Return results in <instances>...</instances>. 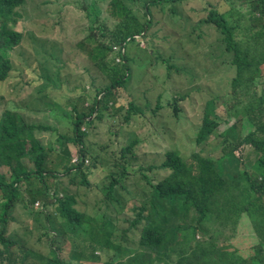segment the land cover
Wrapping results in <instances>:
<instances>
[{
  "label": "trees",
  "instance_id": "trees-1",
  "mask_svg": "<svg viewBox=\"0 0 264 264\" xmlns=\"http://www.w3.org/2000/svg\"><path fill=\"white\" fill-rule=\"evenodd\" d=\"M25 1L0 0V84L11 78L12 91L30 88L17 100L0 96V264H264V0H253L248 6L249 0H236L237 6L235 0L184 3L187 10H204V22L215 29L224 52L230 54L220 66L224 73L219 81L227 83L221 97L228 124L215 136L220 156L192 153L184 160L176 150L167 151L159 165L149 167L164 173L153 183L141 165H133L138 144L134 136L121 147V164L114 160L109 178L97 184L89 179L99 163L89 148L88 131L105 115L110 117L111 107L116 110L115 92L129 77L126 43L145 35L148 21L141 20L150 14L143 4L139 19L124 0H104L110 17L120 21L112 29L104 26L105 33L98 38L92 23H105L103 11L91 18L88 6L75 9L77 20L89 22L82 28L83 41L76 43L85 59L83 69L97 72L96 81L101 80L88 87L82 76L69 82L62 74L61 49L49 52L46 42L37 45L30 30H15ZM174 1L151 2L160 3L162 11ZM246 10L258 15L251 24L245 21ZM161 63L167 71L171 69L167 61ZM90 77L94 82V76ZM36 92L46 94L43 110L49 116L66 120L64 126L57 118L66 130L58 132L54 142L43 144L40 135L57 132V127L30 123L18 109ZM217 97L205 102L196 146L220 126L222 118L213 102ZM130 106L124 121L134 111V105ZM241 146L250 147L247 151L253 161L236 154ZM69 147L77 149L76 158L71 159ZM224 159L231 161L223 166ZM234 164L235 173L227 171ZM128 170L146 183L141 193L131 194L123 184ZM92 188L100 197L94 195L88 216L76 205L86 210L83 198ZM134 201L135 216L131 217L126 209ZM103 205L117 214L116 220L100 212ZM99 215L101 221L92 223ZM245 219L256 239L248 257L231 244ZM224 227L226 232L221 234ZM64 247L66 257H62Z\"/></svg>",
  "mask_w": 264,
  "mask_h": 264
},
{
  "label": "rangeland",
  "instance_id": "rangeland-1",
  "mask_svg": "<svg viewBox=\"0 0 264 264\" xmlns=\"http://www.w3.org/2000/svg\"><path fill=\"white\" fill-rule=\"evenodd\" d=\"M95 1L26 0L19 9V23L15 27L17 31L24 28L30 30L36 38L37 45L41 46L46 42V49L49 52L55 54L61 49L59 57L65 60L62 74L68 77L69 82L82 76L84 85L88 87L92 84L98 85L101 80L96 81L97 72L88 73L84 71L86 69H83L85 59L79 55L76 43L83 41L82 28L89 22L88 20H77L75 14L78 12L75 9L81 11L84 6H88V17L91 18L99 10L103 11L105 23L103 24L102 21L92 23V27L97 29L95 32L98 38L101 33H105L104 26L112 29L114 24L120 21V18L110 17L108 5L104 4L105 7L103 5L104 0H98L99 4L94 3ZM151 1L153 0H124L128 8L139 14V19L144 14V5L146 6L150 15L144 17L141 22L145 19L148 21V32L146 38L141 39L140 47L137 46L139 43L137 39L126 43L125 51L130 59L128 61L129 79L115 92L116 110L111 107L109 110L111 118L105 115L101 123L88 131L89 148L99 163L89 178L91 183H101L105 181V178H109L112 162L116 160L121 164L118 158L121 147L125 146L127 140L134 136L138 139V144L133 149L136 155V160L132 161L133 165H141L153 183L156 179H161L164 173L157 170L150 171L149 167L159 165L167 151L176 150L184 160L188 159L192 153H201L213 159H217L221 153L219 141L215 136L228 127V124L225 121L226 114L221 97L227 89V83L219 81L224 73L220 66L229 59L230 54L224 52V45L217 40L218 34L215 29L204 22L207 16L203 15L204 10L201 13L199 8L187 10V5L184 3L188 1L176 0L162 7L161 11L160 3L152 4ZM209 1L215 4L218 0ZM252 1L249 0L247 6ZM91 4L95 7L89 6ZM237 4L235 0L234 6ZM244 17L245 21L251 24L258 15L246 10ZM52 44L53 47H51ZM114 52L117 53V51ZM76 58L79 62H76ZM161 60L171 65L169 71ZM231 71L236 72L235 68H231ZM261 73L264 74L263 66ZM90 75L94 76V82L91 81ZM13 84L14 81L11 78L0 84V96L6 100H17L30 92L28 87H24L23 91H12ZM217 95L219 97L213 102L216 113L222 118L219 122L220 126L206 142L196 146L195 133L201 121L205 102ZM45 100L44 92H36L25 98L18 108L22 109L23 115L30 123L57 127V132L43 131L41 133L40 138L43 144L54 142L58 132L63 133L66 130L65 127L59 125L60 122L65 126V119L57 116L51 117L43 110ZM130 103L135 108L131 112L130 119L124 121L131 108ZM175 110H177L176 113ZM64 115L65 113L60 116ZM248 148L250 147L241 146L236 154L253 161L254 157L249 155ZM69 151L71 159L77 157L76 148L69 147ZM52 161L57 162L55 158ZM227 161L231 160L224 159L222 165L225 166ZM54 168L58 170L56 165ZM227 171L235 173L236 165L229 166ZM121 180L131 194L141 193L146 184L139 174L132 170H128L127 176ZM67 192L68 190L61 193ZM95 194L100 197V194L92 188L83 198L87 203L86 210L77 205L76 209L85 211L90 216V212L93 211ZM135 203L136 201L127 204L128 216H135L132 210ZM111 211L107 210L104 205L100 209L101 213L116 220L117 214ZM99 220L101 221V215L96 216L92 223L98 224ZM245 221L249 226L244 222L240 223L231 244L242 256L248 257L253 253L256 239L252 234L249 221L247 219ZM114 224L117 225L115 222ZM57 226H59L58 223ZM10 228H16V225L10 224ZM225 232L226 227L221 230V234ZM134 240H137V236ZM65 250L67 247H64L62 257H66Z\"/></svg>",
  "mask_w": 264,
  "mask_h": 264
},
{
  "label": "clouds",
  "instance_id": "clouds-1",
  "mask_svg": "<svg viewBox=\"0 0 264 264\" xmlns=\"http://www.w3.org/2000/svg\"><path fill=\"white\" fill-rule=\"evenodd\" d=\"M147 30V31H146ZM145 31H146V33H145V35L144 36H146V34H147V32H148V28L146 27L145 28ZM142 36H143V34H141ZM144 36L141 38V36H139V37H136V39H137V42H139L138 44H139V46L138 47H140V44H142V41H141V39H143L144 38ZM128 79H129V77H128ZM128 79H127V81H128ZM75 162V160H72V163H74ZM35 206H39V204H38V202L37 203H35Z\"/></svg>",
  "mask_w": 264,
  "mask_h": 264
}]
</instances>
